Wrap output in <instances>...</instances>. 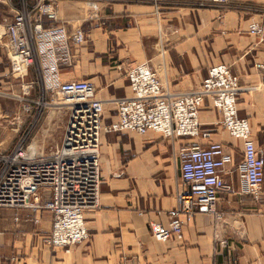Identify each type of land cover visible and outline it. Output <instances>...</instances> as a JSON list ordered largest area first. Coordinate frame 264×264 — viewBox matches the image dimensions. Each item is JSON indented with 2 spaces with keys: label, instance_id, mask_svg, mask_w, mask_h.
Masks as SVG:
<instances>
[{
  "label": "crops",
  "instance_id": "1",
  "mask_svg": "<svg viewBox=\"0 0 264 264\" xmlns=\"http://www.w3.org/2000/svg\"><path fill=\"white\" fill-rule=\"evenodd\" d=\"M263 5L264 0L224 6L201 0H59L60 22L87 33L86 43L72 48L75 60L63 69V80H90L99 97L115 99L130 94L125 71L147 61L165 90L180 95L197 91L211 66L228 63L243 87L240 115L250 119L264 148V42L248 33ZM113 106L107 105L108 114ZM200 120L231 156L223 176L232 189L220 194L221 220L201 211L182 235L157 241L151 222H166L178 193L187 190L178 161L182 141L155 132L105 134L99 205L86 213L89 237L69 249L53 247L46 243L50 212L34 224L25 220V210L0 209V264H264V184L258 198L244 191L241 141L220 125L210 99Z\"/></svg>",
  "mask_w": 264,
  "mask_h": 264
},
{
  "label": "built area",
  "instance_id": "2",
  "mask_svg": "<svg viewBox=\"0 0 264 264\" xmlns=\"http://www.w3.org/2000/svg\"><path fill=\"white\" fill-rule=\"evenodd\" d=\"M230 1L201 0V5L224 6ZM6 2L14 14L0 24V47L24 66L20 65L23 75L19 77L35 74L32 85L39 89L35 97H22L23 111L31 117L29 128L52 106L65 109L67 119L62 140L51 154L35 151L28 133L12 149L0 153V209L25 210V220L34 224L48 211L52 215L48 245L69 249L82 243L89 237L86 213L99 205L103 135L155 132L173 141L181 139L178 161L187 187L178 193L176 206L167 211L166 222H151L155 239L182 235L186 223L201 211L221 220L220 194L232 189L223 176L231 156L222 142L211 139L212 130L200 120L206 99L220 113V125L241 141L243 160L238 170L244 191L259 197L264 184V148L257 145L250 119L240 115L243 87L228 63L211 66L197 91L180 95L165 90L149 62L135 63L125 71L130 94L105 100L90 80H63V69L75 60L72 48L84 45L87 33L82 27L71 31L60 22L59 0ZM258 12L261 17L251 22L248 33L264 42V5ZM259 67L264 70V64ZM108 104L114 105V114H108ZM2 115L0 105V120ZM14 220L21 221L18 212Z\"/></svg>",
  "mask_w": 264,
  "mask_h": 264
},
{
  "label": "rangeland",
  "instance_id": "3",
  "mask_svg": "<svg viewBox=\"0 0 264 264\" xmlns=\"http://www.w3.org/2000/svg\"><path fill=\"white\" fill-rule=\"evenodd\" d=\"M6 3V0L0 1V24L10 20L14 14ZM20 65L19 61L11 60L0 47V105L3 109L0 120V153L12 149L18 138L28 133V142L35 143L37 150L43 155H49L62 140L66 110L58 106L45 109L39 121L30 129L31 117L23 111L22 97L25 94L35 97L39 89L37 85H32L35 77L33 72L19 77L23 75Z\"/></svg>",
  "mask_w": 264,
  "mask_h": 264
},
{
  "label": "bare ground",
  "instance_id": "4",
  "mask_svg": "<svg viewBox=\"0 0 264 264\" xmlns=\"http://www.w3.org/2000/svg\"><path fill=\"white\" fill-rule=\"evenodd\" d=\"M21 68H24V66L21 65ZM60 108V107H59ZM35 151L37 150V147H36V144L34 143L33 144V147H32Z\"/></svg>",
  "mask_w": 264,
  "mask_h": 264
}]
</instances>
